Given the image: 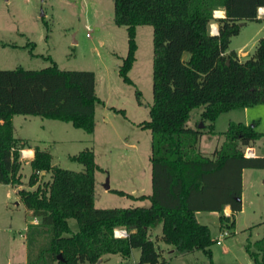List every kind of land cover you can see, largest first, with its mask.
<instances>
[{"label": "trees", "instance_id": "16d2710c", "mask_svg": "<svg viewBox=\"0 0 264 264\" xmlns=\"http://www.w3.org/2000/svg\"><path fill=\"white\" fill-rule=\"evenodd\" d=\"M260 7L264 0H113L114 23L127 31V53L118 69L127 84H133L128 72L135 60V28L152 27V103L149 119L138 123L151 133V193L109 190L148 199V206L95 207L99 167L92 149L70 156L83 167L76 171L53 164L48 150L13 136L12 116L19 114L69 122L93 133L95 106H104L93 71L61 69L54 61L40 69H0L1 184H23L21 150L33 149L29 188L17 189L38 219L25 228V264H94L109 254L127 259L133 248L140 249L135 264H159L158 239L179 254L201 250L211 257L214 239L195 212H220L229 205L231 212L219 215L220 227H233L234 214L242 208V172L264 169V156L245 155L260 133L242 122H230L223 143L210 154L199 151L197 143L201 135L215 133L220 113L264 103V37L245 60L229 49L246 21L259 20ZM213 22L217 34L210 33ZM199 106L204 107L201 121L210 123L191 127L187 121ZM108 108L125 116L124 109ZM42 172L49 174L48 181L41 182ZM69 218L76 220L77 231L70 230ZM159 225L161 234L153 240L150 232ZM116 228L127 235L116 237ZM245 250L255 264H264V237L247 243Z\"/></svg>", "mask_w": 264, "mask_h": 264}, {"label": "rangeland", "instance_id": "374dc122", "mask_svg": "<svg viewBox=\"0 0 264 264\" xmlns=\"http://www.w3.org/2000/svg\"><path fill=\"white\" fill-rule=\"evenodd\" d=\"M152 34L151 25L136 26L135 60L128 72L133 84H127L118 73L127 53V31L125 26L114 23L113 0H0V69H40L54 61L61 69L90 70L95 74L96 94L104 102V106H95V133H86L69 122L20 114L12 116V132L29 145L48 150L53 164L76 171L83 167L70 156L85 148L92 149L99 167L94 188L97 208L150 203L148 199L119 195L104 185L108 183L110 189L134 195L151 193V133L138 123L149 119L152 103ZM262 37L264 16L258 21H246L239 34L231 38L229 49L237 53L249 51L247 56L240 57L245 60ZM109 106L124 109L125 116L111 111ZM203 109L199 106L191 111L189 126L203 128L210 123L201 121ZM230 122L254 125L260 133L254 151L257 156H264V103L220 113L213 123L215 133L199 138V151L210 154L220 147ZM31 171L28 159H22L20 187L29 188ZM49 179V174L43 175L41 182ZM20 187L0 183V264L26 262L24 233L33 217L19 199ZM241 202L242 208L234 214L231 228L220 227L219 215L223 210L195 212L197 221L208 226L214 239L210 258L201 250L179 254L157 238L159 264H255L245 245L264 237V169L243 170ZM68 224L72 232L78 230L75 219L69 218ZM155 232L161 234L160 225L150 233L153 240L159 237ZM224 232L226 235L221 236ZM139 255L140 249L133 248L127 259L109 254L94 264H135Z\"/></svg>", "mask_w": 264, "mask_h": 264}, {"label": "crops", "instance_id": "0c3cea01", "mask_svg": "<svg viewBox=\"0 0 264 264\" xmlns=\"http://www.w3.org/2000/svg\"><path fill=\"white\" fill-rule=\"evenodd\" d=\"M261 8H264V7H260L259 8V10H258V17H259V19L261 18V16H264V12H261L260 10H261ZM219 10H221L222 12H223V16H224V10L223 9H219ZM214 16L215 17H223V16H216L215 14H214ZM211 25H215V26H217V24L216 23H214L213 22V24L211 23ZM210 25V26H211ZM244 25H245V23H244ZM234 50V49H233ZM249 54V51H247V50H245V51H241L240 53H238V55H239V57H244V56H247ZM96 125H97V122H96V120H95V128H94V131H93V133H95V130H96ZM251 150H252V152H253V155L252 156H257V154H256V152L254 151V147L252 146V147H249ZM26 150H28V151H31V153L30 154H26V153H24V151H26ZM32 155H33V149L32 148H25L24 150H22L21 151V159H28V162H29V160H30V158L32 157ZM47 173H44V172H42L41 173V175H46ZM94 188H95V175H94ZM142 193H139V194H137V195H134V194H132L133 196H139V195H141ZM223 211H224V213L225 214H229L230 212H231V209H230V206L229 205H225L224 206V208H223ZM38 220H37V218H32V222H37ZM154 230V229H153ZM151 233V232H150ZM156 234H159L160 235V233H157V232H155V235ZM154 236V235H153ZM103 259H104V257H102V260L101 261H103ZM101 261H99V262H101Z\"/></svg>", "mask_w": 264, "mask_h": 264}, {"label": "built area", "instance_id": "2783aa9c", "mask_svg": "<svg viewBox=\"0 0 264 264\" xmlns=\"http://www.w3.org/2000/svg\"><path fill=\"white\" fill-rule=\"evenodd\" d=\"M210 33L211 34H217L218 33L217 26L211 25L210 26ZM244 153H245L246 156H252L253 155V152H252V150L250 148H247V150L244 151ZM114 235L116 237H125L127 235V231L124 228H116L114 230ZM222 235H226V232L222 233L221 236ZM221 236L220 237H217L216 242L219 243L221 241V239H222Z\"/></svg>", "mask_w": 264, "mask_h": 264}, {"label": "water", "instance_id": "95a60500", "mask_svg": "<svg viewBox=\"0 0 264 264\" xmlns=\"http://www.w3.org/2000/svg\"><path fill=\"white\" fill-rule=\"evenodd\" d=\"M199 127H202V125H200ZM104 186L106 189H110L108 183H106ZM101 260H102V258H99L97 261H101Z\"/></svg>", "mask_w": 264, "mask_h": 264}, {"label": "bare ground", "instance_id": "6f19581e", "mask_svg": "<svg viewBox=\"0 0 264 264\" xmlns=\"http://www.w3.org/2000/svg\"><path fill=\"white\" fill-rule=\"evenodd\" d=\"M261 12H264V8H261V10H260Z\"/></svg>", "mask_w": 264, "mask_h": 264}]
</instances>
